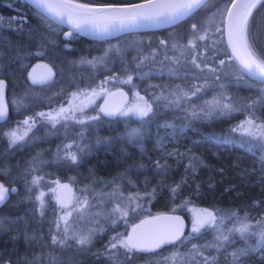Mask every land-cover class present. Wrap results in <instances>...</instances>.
<instances>
[{"label":"trees","instance_id":"1","mask_svg":"<svg viewBox=\"0 0 264 264\" xmlns=\"http://www.w3.org/2000/svg\"><path fill=\"white\" fill-rule=\"evenodd\" d=\"M229 2L207 0L185 19L161 30L90 40L74 32L65 37L63 26L25 0H0V78L6 82L9 108L7 117L0 122V181L15 186V191L10 189L8 198L0 204V264H161V258L182 240L187 245H203L213 240V233L207 229L185 239L190 208L209 209L215 215L264 217V150L231 138V128L240 112L214 111L206 115L201 111L206 98L210 101L224 92L238 106L257 93H264L260 82L246 76L238 79L241 73L228 59L221 11ZM262 18L264 2L253 12L252 32L256 31V21ZM193 24L198 28L209 27V37L197 41L195 51H190L186 46L193 38ZM256 50L264 56V44L257 45ZM193 56L200 68L192 63ZM143 57L147 59L142 60ZM221 60L225 61L223 65ZM38 61L46 62L53 70V77L43 84H33L27 77L29 68ZM128 75L147 95L152 112L129 130L128 122L113 121L116 115L105 116L98 108L101 116L97 132L101 138L89 143L87 154L76 164L86 180L99 181L97 189L102 190L108 184L121 186L124 195L132 193L138 197L136 208H148L130 220L131 226L141 215L146 218L180 212L188 221L187 230L180 240L154 252H133L126 256L125 250L119 249L115 258H110L105 248L110 237L117 233L127 235L129 223L105 227L86 246H78L73 240L66 241V245L53 244L52 236L60 233L54 225L56 205L49 200L43 206L39 204L31 179L44 172L38 169L39 163L33 157L13 161L21 151L36 153L40 144L9 147L4 133L14 124L20 127L24 116L36 117L37 109L54 107L52 101L46 104L47 97L59 100L60 94L91 89L99 92L100 86L107 89L106 93L101 92L104 96L123 87L129 90L121 82ZM175 75L179 81L178 94L181 90L189 93L195 87L201 91L178 104L170 103L175 99L167 91L172 89ZM109 77L115 79L108 80ZM157 161L166 167L158 169ZM55 173L63 180L68 178L65 172ZM241 237L234 238L235 243L216 257L215 264H233L229 252L240 249ZM248 240L245 249L256 250L241 257L243 264H264V249H258L252 237Z\"/></svg>","mask_w":264,"mask_h":264},{"label":"snow or ice","instance_id":"2","mask_svg":"<svg viewBox=\"0 0 264 264\" xmlns=\"http://www.w3.org/2000/svg\"><path fill=\"white\" fill-rule=\"evenodd\" d=\"M204 0H146L144 4H137L125 7H116V6H102L94 7L86 4H76L72 0H32V3L38 8L48 14L55 16L62 21L72 24L76 29H82V26L85 24H92L94 30L108 32L111 29L119 27L123 29L129 24H138L143 22L160 24V23H174L176 20H179L185 16L191 14L195 9L199 8L203 4ZM264 2V0H231L230 7H226L221 11V15H226L227 18V31H228V44L231 47L232 55L228 57L229 60L235 59L239 64V71L241 77H249L256 79L261 83H264V56L256 50V46L264 44V18L256 21L255 27L256 31L252 32L250 29L253 25V12L259 4ZM2 19V18H0ZM193 32V38L189 39L188 45L190 51H195L197 47V41H204L209 37V27L201 25L199 28L196 24L191 26ZM216 31H220L219 28ZM66 35H71V33H66ZM164 41H161V44H164ZM176 47V45H173ZM147 59V57H143ZM92 63V61H88ZM192 63L195 67L200 68L201 65L197 63V57H192ZM224 60L220 61V64L223 65ZM51 70H49L50 72ZM211 71H215L211 69ZM115 79V77H109L108 80ZM33 83L42 82L38 81L35 76L32 77ZM133 77L128 75L126 79L121 82L124 84H131ZM108 81L102 82V85ZM4 82L0 81V120L6 118L7 115V106L2 99V90ZM223 87V85H221ZM201 91L200 87H195V90L191 91V96H196L198 92ZM264 91V90H262ZM100 92H107V89L100 86L99 92L97 89L83 90L79 93H73V101H76L80 96L85 97L88 100V103H91V98L100 94ZM120 95H125L124 93H119ZM109 95H116V93H109ZM175 96L174 101L170 103L178 104L181 99H186L189 96V93L180 91L179 94L173 93ZM136 96L140 101H144L143 97L139 96V93H136ZM264 100V97H261ZM229 98L225 97L223 93L219 97H214L210 101H205V107L201 109L206 115H211L214 111L219 110L221 113L235 111L233 104L228 101ZM255 102H252L249 107H254ZM84 102L81 101L79 104L69 102V108L61 107L56 111L55 115L52 113H38L37 115L41 118L47 119L54 124L59 122L60 119L67 120L70 118L71 114H74L76 111H83ZM101 112L105 115H114L117 112H120L122 115H128L129 113L138 115L143 118L149 115L152 112V105L147 101H144L143 104H135L132 107L123 110V108H111L108 106L102 107ZM195 114V113H194ZM90 120H95L97 117H89ZM36 120L32 117H29L23 121V124L27 126L26 130L22 134H18L17 129H13L7 133L9 142L11 145L17 144L19 141L24 140L28 131L31 130V127L34 126ZM83 123V121H80ZM234 131H242L251 137L256 143L250 145V147L255 148L257 145L260 149L264 150V122L257 123L256 119L253 116H250L246 121L242 122L237 126ZM72 145H67L66 148L70 149ZM80 152H83V149H79ZM65 159L70 160L71 163H77L78 157L76 153L70 151L65 152ZM264 159V158H262ZM156 167L162 169L166 165L160 164L159 161L156 162ZM39 178H34L33 183H37ZM58 183V182H57ZM61 187L67 189L68 185H62ZM15 191V189H11ZM55 191V189H53ZM173 192L176 189L172 190ZM9 194V189L6 188L3 184H0V203L4 202ZM43 193L40 197H37L40 200L41 206H43ZM87 204V200L83 202L81 207ZM62 207L65 205L62 203ZM112 213L115 215V219L112 220V223L115 224L119 219L128 216V209L122 208L117 204L113 209ZM70 216L71 213H68ZM166 219L175 220L177 225H179V218L167 217ZM61 220L64 221L65 227L63 230V237L58 235L52 236V243L59 245H66L68 237V220L65 217H61ZM216 215L209 211L208 209L198 210L196 213V218L193 221L192 233L196 234L201 231L205 225H211L216 223ZM247 217H245V221ZM146 223V222H142ZM261 222L258 221L259 225ZM140 225H137L133 228L132 234L123 235L117 233L115 236L110 237L109 243L105 248V252L110 256V258H115L116 252L119 249L125 250V255H131L133 252H154L156 249L160 248L165 244H172L175 241L180 240L182 235V228L177 226L176 228L164 232L154 233L150 236H143L139 233ZM58 233L60 231L59 223L57 224ZM94 229H89L87 233H73L72 239H74L78 246H86L91 243ZM238 232L242 237L249 233L250 226L248 223L242 221L239 228L234 230ZM258 235L257 248L264 249V226L261 227L258 233H253ZM229 237L223 234L218 235L217 241L213 245H206L205 247H215L219 252L220 248L224 246V242H228ZM192 249L194 252L203 257L202 264H215V256H203V253L199 251L197 245H193ZM256 249H238L230 253L232 257L233 264H243L241 257L246 256L249 251H255ZM179 257L178 253H172L170 256H165L161 258V264H169V262L177 261ZM182 259V258H181Z\"/></svg>","mask_w":264,"mask_h":264},{"label":"rangeland","instance_id":"3","mask_svg":"<svg viewBox=\"0 0 264 264\" xmlns=\"http://www.w3.org/2000/svg\"><path fill=\"white\" fill-rule=\"evenodd\" d=\"M172 81L174 85H172V89L170 91H167V94H170L175 99L173 93L178 94V91L180 90L178 76L175 75V78L172 79ZM260 84L262 86V90H264V83L260 82ZM124 86L129 88V90H126V88L123 87V89L127 91L129 99L124 105L123 110L126 111L127 108L132 107L135 104L142 105L144 101H147L151 104V102L147 99V95L144 92L140 91V89L133 83L124 84ZM136 93H139V96L143 97L144 101H140L136 96ZM190 93L191 92H189L188 98L193 97L190 95ZM72 94H60L61 98L59 100H56V97L50 98L51 96L44 99L46 101V104L50 103V101L54 102V107H44L42 109H37L36 117L32 116V118L36 120L35 125L31 127L30 131H28L24 140L17 143L22 147L26 145L30 146L33 143L40 144L38 145L39 147L36 150V153L34 152L35 150H33L32 153L31 151L29 152V150H24L18 154L15 160H13L18 161L31 159L33 157V160L39 163L38 169L41 172H44V174L40 175L39 173L37 175L31 176L32 184L36 187L35 196L40 197L41 193H43L42 199L44 203L46 202V200H49L54 205H56L54 213V225L57 228V224L59 223V234L61 237H63V230L65 227L64 221L61 220V217H65L68 220L67 234L69 238L67 239V242L69 240L75 241L71 238L73 233L84 234L87 233L89 229H94L96 231H94L93 235H95L97 233H100L105 227L110 226L112 228H115L116 226H118V224L121 223L128 224L131 219L139 216V214L148 209L136 208L137 205L135 206L134 204L138 202V197L132 193L124 195V190H121V186H117V188L114 185L108 184L102 187V190L97 189V186L100 185L97 179L93 178L91 180H86L80 172L81 168L78 167L76 163H71L70 160L65 159L66 151L76 153L78 160L81 159V156L87 154L88 150L86 149V147L89 145V143L92 144L93 142L98 140V138H101L97 132L101 116L98 108L104 94L100 92V94H98L97 96L92 97L91 103H88V100L83 96H80L78 100L73 101ZM224 96L228 97L229 95L224 92ZM261 97H264V93L262 92L260 94L257 93L245 103L240 104L241 106L233 104L234 108L237 109L235 111L221 113L219 110H217L220 114H231L235 112L241 113V116L236 121L235 125L231 128V138L241 142H247L250 145L256 143V141H254L247 134L243 133L242 131H234V129H236L237 126L242 122L246 121L250 116H253L258 124L264 122V117H262L264 116V100H262ZM81 101H83L85 105L83 107V111H76L74 114L70 115L69 119H60L59 122L55 124L37 115L41 112L52 113L53 115H55L56 111H58L61 107H64L66 109L69 108V102L79 104ZM206 101H209V99L206 98ZM225 102H229V100ZM252 102H255L254 107H249ZM38 103L40 104L42 102ZM29 117L30 116L27 115L24 116L22 123ZM89 117H97V119L90 120L88 119ZM140 119L141 117H139L138 115L132 113H129L128 115H122L119 112L113 119V121L119 120V122H128L130 130ZM80 121H83V123H80ZM7 125L8 124L4 126ZM26 128L27 126H25L24 124H22L20 127L19 125L14 124V127L9 131L17 129L18 134H22L26 130ZM8 132L4 133L7 138ZM224 138L227 137L224 136ZM15 145H11L8 138V146L10 147ZM67 145H72V147L68 149L66 148ZM79 149H83V152H80ZM27 154L28 157L25 156ZM32 169L36 171L35 167H33ZM55 172H65L68 178L63 180L61 179L62 177L60 178L61 175H55ZM37 177L39 178V180L34 184L33 180ZM65 184L68 185L67 189L61 187ZM9 189H11V187H9ZM53 189H55V191H53ZM85 200H87V204L81 207ZM38 201L41 205L40 200ZM62 203L65 205V207L61 206ZM117 204H119L122 208L126 207L128 209V216L119 219L117 223L113 224L112 220L115 219V215L112 213V209ZM198 210L203 209L190 208L189 228L188 234L186 235L185 239H188L189 237L194 235L192 233V227ZM68 213H71V215L69 216ZM143 217H145V215H141L140 217H138L136 219V223L142 220ZM216 218L217 220L215 224L205 225L201 229V231L203 229L210 230L213 233V240H210L203 245L195 244L198 246L199 251L203 253V256L218 257L219 255L223 254V251L227 250L230 244L235 243L236 239L234 238L241 237L238 232L230 230L239 228L242 221L249 224L250 231L248 234L241 237L243 239V242L241 243L242 245H239L240 249H245V246H248V243L246 242H248V239H250L251 237L253 238L254 242L256 241L257 243L259 237L258 235H255L253 233H258L261 227L264 226V217L256 219L247 218V220L245 221V217L237 216L235 214H227L216 215ZM258 221L261 222L259 225L257 224ZM132 224L133 222L129 223L128 227H130ZM220 234L228 236L229 241L224 242V246L220 248L219 252L215 247H205L206 245L215 244L217 241V237ZM123 235L126 234L124 233ZM185 241L186 240H182L179 245L177 244L176 247L170 249L168 254L165 256H170L172 253H178L179 257H181L182 259L178 258L175 264H202L203 257L193 251V244L187 245L185 244ZM169 264H173V262L170 261Z\"/></svg>","mask_w":264,"mask_h":264},{"label":"water","instance_id":"4","mask_svg":"<svg viewBox=\"0 0 264 264\" xmlns=\"http://www.w3.org/2000/svg\"><path fill=\"white\" fill-rule=\"evenodd\" d=\"M25 1L30 6H32L37 11H39L45 17H47L50 20L56 22L57 24H60L61 26H63L65 28V32L63 34L65 37L67 36L66 33L74 32V33H76L80 36H83L84 38L90 39V40L110 39V38H114V37H117L121 34L128 33V32H147V31H153V30H161L164 28H168V27L178 23L179 21H181L187 17V16H185L179 20H176L174 23L154 24V23L143 22V23H138V24H129L128 26L124 27L123 29L116 27L114 29H111L108 32H103V31L94 30L93 25L90 23L83 25L82 29H76L72 26V24L65 22V21H62L61 19H59L55 16H52V15L48 14L47 12H45L41 9H38L32 3V0H25ZM206 1L207 0H204L203 4ZM72 2L76 3V4L91 5L94 7H102V6L125 7V6L137 5V4H144L146 2V0H134V1L124 2V3H90V2H85V1H81V0H72ZM230 4H231V0L228 3L227 7H230ZM197 9H195L194 11H196ZM222 37H223V42H224L226 52H227L228 57H229L232 55V50L228 44V31H227L226 15H223V19H222ZM231 61L234 64V66L239 70L238 62L235 59H232ZM49 70H51V71L49 72ZM33 76H35L38 81H42V82L33 83V80H32ZM27 77H28V80L33 84H43V83H46L47 81H49L53 77V70L46 62L38 61V62L34 63L29 68V71L27 73ZM247 78H249V77H247ZM249 79L253 80L255 82H260L256 79H252V78H249ZM0 81L4 82V86H3V90H2V99H3V102L7 106L6 99H5L6 82L2 78H0ZM121 92L124 93L125 95H120L119 93H121ZM109 93H116V95H109ZM109 93H107L100 102V105H99L100 112H101V108L105 107V106H108L111 108H121V107L123 108L129 99V95L124 89H115L113 91H110ZM101 113L103 115H105L103 112H101ZM118 113L119 112H117L114 115H105V116H115ZM7 114H8V107H7ZM6 117H7V115H6ZM6 188H8V187H6ZM7 198H8V196H7ZM167 217H173V218L178 217L179 218V225H177V222L175 220L166 219ZM142 222H146V223L142 224ZM137 225L141 226L138 231L140 234H142L145 237L150 236L154 233L172 230V229L176 228L177 226H180L182 228V235H181V237H182L184 235L185 231L187 230L188 221H187L186 217L180 212H163V213H159V214H154V215H151L149 217L143 218L142 220H140L139 222H137L133 226H131L128 230L127 235L132 234L133 228Z\"/></svg>","mask_w":264,"mask_h":264},{"label":"flooded vegetation","instance_id":"5","mask_svg":"<svg viewBox=\"0 0 264 264\" xmlns=\"http://www.w3.org/2000/svg\"><path fill=\"white\" fill-rule=\"evenodd\" d=\"M6 103H7V102H6ZM7 107H8V104H7ZM8 111H9V108H8ZM7 115H8V114H7ZM3 120H4V119H3ZM3 120H1L0 122H2ZM0 183L3 184L2 181H0ZM3 185H4V184H3ZM4 186L8 187L7 185H4ZM8 189H9V187H8ZM11 189H15V186H12ZM9 192H10V189H9Z\"/></svg>","mask_w":264,"mask_h":264}]
</instances>
